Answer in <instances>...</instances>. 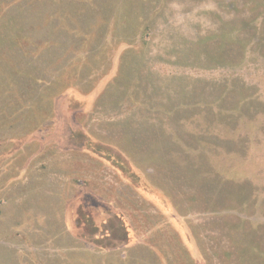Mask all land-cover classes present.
<instances>
[{"label":"rangeland","instance_id":"rangeland-1","mask_svg":"<svg viewBox=\"0 0 264 264\" xmlns=\"http://www.w3.org/2000/svg\"><path fill=\"white\" fill-rule=\"evenodd\" d=\"M0 264H264V0H0Z\"/></svg>","mask_w":264,"mask_h":264},{"label":"trees","instance_id":"trees-1","mask_svg":"<svg viewBox=\"0 0 264 264\" xmlns=\"http://www.w3.org/2000/svg\"><path fill=\"white\" fill-rule=\"evenodd\" d=\"M95 150L98 151V152H100V153H102L103 151L107 150L106 152H109V154H112L113 155V153L110 152V149L109 148L99 149V147L97 145V149H95ZM121 159H122V162H120V169L124 171L125 166H123L124 165V163H123V157H120V160ZM112 218H113V220L116 223V227H119V228L116 229V230H114L113 228H115V227H112V229H110V231H108L107 237H110L111 236L113 239H115L116 233H118V231H119V233H118L120 235V236H118V237H120L119 240H124L125 238H127V231H126V228L124 227V224H123V221H122V217L119 214L115 213V215H113ZM91 233L92 232L90 231V234ZM103 237H101V238H103ZM109 239L110 238H108L106 240H109ZM97 242H101V240H98Z\"/></svg>","mask_w":264,"mask_h":264}]
</instances>
